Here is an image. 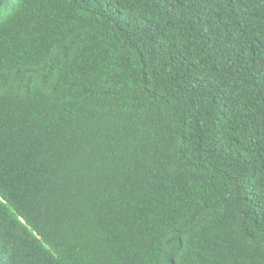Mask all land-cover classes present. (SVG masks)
Listing matches in <instances>:
<instances>
[{"label": "trees", "instance_id": "obj_1", "mask_svg": "<svg viewBox=\"0 0 264 264\" xmlns=\"http://www.w3.org/2000/svg\"><path fill=\"white\" fill-rule=\"evenodd\" d=\"M0 264H264V0H0Z\"/></svg>", "mask_w": 264, "mask_h": 264}]
</instances>
